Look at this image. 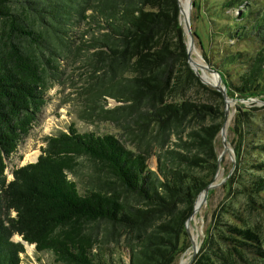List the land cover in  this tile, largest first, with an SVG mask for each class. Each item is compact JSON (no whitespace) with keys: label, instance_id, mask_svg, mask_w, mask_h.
<instances>
[{"label":"trees","instance_id":"trees-1","mask_svg":"<svg viewBox=\"0 0 264 264\" xmlns=\"http://www.w3.org/2000/svg\"><path fill=\"white\" fill-rule=\"evenodd\" d=\"M243 3L224 0L213 15ZM180 16L179 0H0V264H24L26 244L51 257L43 264H173L188 247L186 221L216 174L225 104L192 68ZM231 21L216 33L235 48L204 57L228 95L264 94V9L247 5ZM70 58L88 70L84 96L116 102L100 117L120 136L70 124L8 179L6 159ZM235 128L230 184L264 214V160L251 159L264 142L247 113ZM227 213L191 264L264 263L256 226Z\"/></svg>","mask_w":264,"mask_h":264},{"label":"rangeland","instance_id":"rangeland-1","mask_svg":"<svg viewBox=\"0 0 264 264\" xmlns=\"http://www.w3.org/2000/svg\"><path fill=\"white\" fill-rule=\"evenodd\" d=\"M179 1L180 4L188 2L187 14L182 13L180 19L187 44L189 45L190 40L193 41L191 58L199 64L208 66L210 65L207 63L204 53L208 56L214 48L216 50L235 48L233 46L234 40L223 34H217V30L226 23L234 25L231 21L232 16L245 11L247 5L256 9H264V0H243L245 3L241 6L232 7L223 12L218 11L216 15H213V12L219 10L224 0ZM186 16L189 19V29L186 26ZM213 32L215 36L210 38V34ZM239 47L244 48L242 44ZM77 60L72 62V58H70L68 61L63 62L60 82L55 83L49 90L48 101L37 122L28 136L20 142L17 150L6 159L8 179L12 178V170L15 167L37 160L42 149L46 146V139L49 135L56 134L60 130H67L70 124H75L80 131L94 130L99 133L108 132L116 134L117 137L120 136L119 129L113 123L100 117L102 114L100 112L101 107L113 108L116 102L110 97H107L108 101L104 102L101 96H84L81 93L87 84L88 70L83 65L82 60ZM194 67L202 77L203 75L208 78L214 77L208 70L198 65H194ZM204 82L209 85L214 84L211 81ZM228 97L232 98L228 104V114L224 119L223 129L220 130L214 140V150L217 158L216 174L211 183L212 186L204 191L205 194L200 199V205H198L197 210L188 222L185 242H188L189 245L176 256L173 264H178L184 256H187L186 264H189L194 252L193 243L196 244L199 251L209 232L214 230V226H217V222L232 220L227 211L239 214V216L248 220L251 225H255L264 240V214L252 210L246 197L233 190L232 187H235V185H231L229 181L236 167L237 157H239L235 143L239 138L241 129L236 130L235 118L240 112L247 113L251 126L257 135L255 137L256 143L264 142V94L249 97H239L235 94L234 96L228 95ZM90 100H95V104H91V107L86 106V103H89ZM93 109L97 112H92ZM242 154L246 156V153L243 152ZM251 159L252 161L254 159L264 160V153L260 155L253 153ZM89 165L88 161L83 160L82 166L85 170ZM89 168L92 169V167ZM13 238L19 240L21 236L16 234ZM39 258H42L41 261H38ZM50 259L51 257L48 254L42 256L36 253L34 245L26 244V255L23 256L22 260L24 264H43V261L47 262Z\"/></svg>","mask_w":264,"mask_h":264},{"label":"water","instance_id":"water-1","mask_svg":"<svg viewBox=\"0 0 264 264\" xmlns=\"http://www.w3.org/2000/svg\"><path fill=\"white\" fill-rule=\"evenodd\" d=\"M179 3H180V1H179ZM182 13H183V11H182V7H181V4H180V14H182ZM185 21H186V26H187V28L189 29V26H190V25H189V19H188V16L185 17ZM192 44H193V41L190 40V43H189V45H188V47H187V51H188V55H189V62H190V64H191L192 68L195 70V72L200 76V78H201L203 81L208 82L207 80H205V79L199 74V72L196 70V68L194 67V65H198V66H200L201 68H203V69H205V70H208L209 72H211V73L213 74V76L215 77V79H217V82L214 83V84H211V85H213L217 90H219V91L222 93L223 97H224V104H225V117H226L227 114H228V110H229V109H228V104H229L230 100H232V98H229L228 95H227V85H226V83L224 82V80H223L221 74H220L218 71H216L215 69L211 68V67L208 66V65L199 64L198 62L194 61V60L191 58ZM222 129H223V127H222ZM222 129H221V130H222ZM210 186H212V184H209L207 187H205V189H204V190L198 195V197H197V199H196V202H195V206H194L193 212H192V214L188 217V219H187V221H186V224H185V225H186V229L188 228V222H189V220L192 218L193 213H194V212L197 210V208H198V205H197L198 200L201 199V198L204 196V194H205L204 191H206ZM187 231H188V229H187ZM192 246H193V250H194V252H193L192 259H191V261H190L189 264H191L192 260L195 258L196 254H197V252H198V247L196 246V244L193 243Z\"/></svg>","mask_w":264,"mask_h":264},{"label":"bare ground","instance_id":"bare-ground-1","mask_svg":"<svg viewBox=\"0 0 264 264\" xmlns=\"http://www.w3.org/2000/svg\"><path fill=\"white\" fill-rule=\"evenodd\" d=\"M187 6H188V2L181 3L182 11H183L184 14H187V8H188ZM203 77L207 81H211V82H214V83L217 82V79H215V77L208 78L205 75H203ZM32 158H35V157H32ZM197 205H200V199L198 200ZM186 262H187V256H184V257L181 258V260H180V262L178 264H186Z\"/></svg>","mask_w":264,"mask_h":264}]
</instances>
